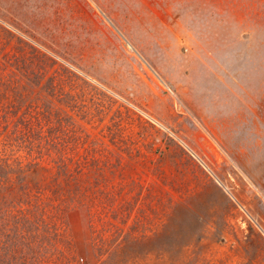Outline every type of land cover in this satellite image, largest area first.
Returning a JSON list of instances; mask_svg holds the SVG:
<instances>
[{"label": "rangeland", "instance_id": "374dc122", "mask_svg": "<svg viewBox=\"0 0 264 264\" xmlns=\"http://www.w3.org/2000/svg\"><path fill=\"white\" fill-rule=\"evenodd\" d=\"M0 164V264H264V0H0Z\"/></svg>", "mask_w": 264, "mask_h": 264}, {"label": "trees", "instance_id": "16d2710c", "mask_svg": "<svg viewBox=\"0 0 264 264\" xmlns=\"http://www.w3.org/2000/svg\"><path fill=\"white\" fill-rule=\"evenodd\" d=\"M8 170H6L1 164H0V175L4 176L6 175ZM0 190H3V186H0Z\"/></svg>", "mask_w": 264, "mask_h": 264}, {"label": "bare ground", "instance_id": "6f19581e", "mask_svg": "<svg viewBox=\"0 0 264 264\" xmlns=\"http://www.w3.org/2000/svg\"><path fill=\"white\" fill-rule=\"evenodd\" d=\"M133 47V46H132ZM134 51V50H133Z\"/></svg>", "mask_w": 264, "mask_h": 264}]
</instances>
